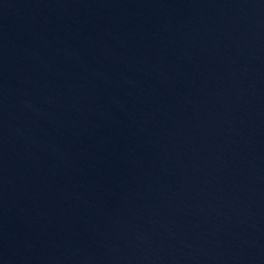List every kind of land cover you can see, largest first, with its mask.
<instances>
[{
  "label": "water",
  "instance_id": "water-1",
  "mask_svg": "<svg viewBox=\"0 0 264 264\" xmlns=\"http://www.w3.org/2000/svg\"><path fill=\"white\" fill-rule=\"evenodd\" d=\"M0 264H264V0H0Z\"/></svg>",
  "mask_w": 264,
  "mask_h": 264
}]
</instances>
